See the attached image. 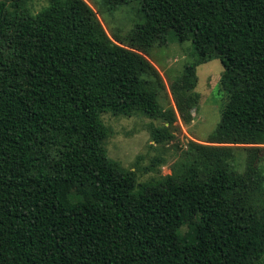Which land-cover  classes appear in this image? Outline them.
I'll return each mask as SVG.
<instances>
[{
	"label": "trees",
	"instance_id": "trees-1",
	"mask_svg": "<svg viewBox=\"0 0 264 264\" xmlns=\"http://www.w3.org/2000/svg\"><path fill=\"white\" fill-rule=\"evenodd\" d=\"M103 2L138 5L142 21L115 39L125 47L83 0L37 14L0 0V264H250L264 252V0ZM170 35L195 56L170 87L182 123L198 65L219 60L228 100L207 145L190 142L174 174L137 184L107 157L101 115L163 119L151 140L174 139L147 59Z\"/></svg>",
	"mask_w": 264,
	"mask_h": 264
},
{
	"label": "rangeland",
	"instance_id": "rangeland-1",
	"mask_svg": "<svg viewBox=\"0 0 264 264\" xmlns=\"http://www.w3.org/2000/svg\"><path fill=\"white\" fill-rule=\"evenodd\" d=\"M83 1L95 12L107 36L123 47L125 45L115 39L125 41L127 33L142 21L136 2L112 8L106 6L103 0ZM47 5L48 0H27L28 9L32 14H37ZM147 59L156 68L163 83L162 88H158L154 82L151 85L158 91L160 106L165 111H175L177 119L173 130L174 139L161 145L151 140V128L162 126L165 123L163 119H150L141 113L131 116H115L108 113L101 115V121L108 130L102 142L107 157L122 169L133 172L137 184L174 174L179 169L190 142L207 145V138L216 128L228 100L220 85L223 67L219 60L198 65L195 69L196 83L193 89L198 96V104L191 110V122L183 124L177 114L170 87L182 76L185 66L194 63L191 42L180 44L170 35L168 45L154 47L148 53ZM232 147H237V164H241L243 170L247 156L243 148L245 146ZM255 147V180L264 184V144ZM86 200L89 201V197H86ZM184 229L182 228V231ZM258 255L250 259V264H264V252Z\"/></svg>",
	"mask_w": 264,
	"mask_h": 264
}]
</instances>
